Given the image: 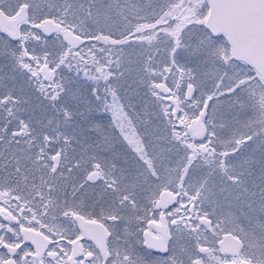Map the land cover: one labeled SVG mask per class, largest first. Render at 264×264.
<instances>
[{"label": "snow or ice", "instance_id": "6c2138e0", "mask_svg": "<svg viewBox=\"0 0 264 264\" xmlns=\"http://www.w3.org/2000/svg\"><path fill=\"white\" fill-rule=\"evenodd\" d=\"M0 264H264V0H0Z\"/></svg>", "mask_w": 264, "mask_h": 264}]
</instances>
